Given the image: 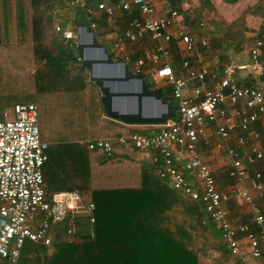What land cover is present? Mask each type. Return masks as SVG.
Returning a JSON list of instances; mask_svg holds the SVG:
<instances>
[{
	"label": "built area",
	"instance_id": "obj_1",
	"mask_svg": "<svg viewBox=\"0 0 264 264\" xmlns=\"http://www.w3.org/2000/svg\"><path fill=\"white\" fill-rule=\"evenodd\" d=\"M172 1L179 3L182 0ZM182 4L184 7V1ZM132 7L136 8L137 16L131 17L117 32L111 56L122 59L134 75L145 73L152 80L167 85L177 108L172 119L156 126L157 131L134 132L118 137L117 141L125 147L131 144L142 161L149 164L169 188L188 200L200 202L231 255H238L241 241L246 240L251 256L259 258L264 249V209L254 201L248 189L240 187L247 171L239 150L247 146L246 162L250 165L264 160L259 135L253 134L250 144L243 136L254 123L264 126V90L259 85H240L236 74L248 70L256 79L264 80L263 41L254 42L245 63L229 62L218 77L204 67L193 68L188 60L182 62L186 76L181 77L170 65L169 44L179 39L186 53L193 52L194 37L186 31V24L192 23L191 11L183 10L181 14L171 7L166 15L158 17L150 0H66L62 8L54 7V30L60 33L70 51L76 50L75 29L62 24L59 15L69 13L73 16L82 8L92 30L101 21L95 19L97 15H103L109 27L115 29L116 12L130 13ZM196 25L203 31L210 30L206 24ZM146 39L154 48L147 55L132 56L125 51L127 44ZM200 43L207 45L205 40ZM76 61L82 64L78 55ZM189 89L192 90L188 94ZM209 125L214 126V136L222 141L230 139L236 130L242 133L226 151L231 160L228 175L234 181L231 193L218 190L211 169L196 151L200 141H207ZM111 143L110 139H97L86 145L88 149L99 150L110 157ZM174 147L185 153L184 163L175 158L177 150ZM47 148L48 145L40 141L38 112L34 104L16 105L11 117L4 114V120L0 121V264H17L25 241L46 246L52 244L53 228L64 221L73 223L76 218L86 216L94 222V205L86 204L77 192H46L42 167L47 161ZM250 185L264 200L261 172L253 174ZM232 195L249 207L255 231L246 224L231 225L225 204ZM68 233H73V228Z\"/></svg>",
	"mask_w": 264,
	"mask_h": 264
},
{
	"label": "trees",
	"instance_id": "obj_2",
	"mask_svg": "<svg viewBox=\"0 0 264 264\" xmlns=\"http://www.w3.org/2000/svg\"><path fill=\"white\" fill-rule=\"evenodd\" d=\"M64 3L0 0V121L6 109L36 104L40 141L48 144L44 183L93 203L94 222L64 221L48 246L25 241L17 264H210L214 227L201 203L169 188L131 144L117 141L136 131L113 134L101 120L100 91L81 77L76 51L54 30L52 7ZM67 15L64 25L72 22ZM161 91L176 113L170 88ZM103 136L113 138L110 157L77 142ZM72 228L73 240L59 241Z\"/></svg>",
	"mask_w": 264,
	"mask_h": 264
},
{
	"label": "crops",
	"instance_id": "obj_3",
	"mask_svg": "<svg viewBox=\"0 0 264 264\" xmlns=\"http://www.w3.org/2000/svg\"><path fill=\"white\" fill-rule=\"evenodd\" d=\"M150 1L152 2L153 6L156 9V16H158V17L166 15L167 12L169 11V9L171 7L176 8L175 7L176 5H178L180 8L179 12L181 14H183L184 7H183L182 3L184 1V4H185V0L179 1V3L174 2L172 0H150ZM57 9H60V6L57 7ZM262 13L264 15V8H263ZM134 16H137V10L135 7L131 8L130 13L116 12L114 22L115 23L117 22L118 26L116 25L115 29H112L113 30L112 35H109V37L112 39L111 44H108V47L106 48L109 52H111L110 50L112 49V42H113L117 32L125 26L126 22L131 17H134ZM253 16H248L245 19V21H244V28L245 29H242L240 26H235V28L233 29L234 30L233 33L235 35L234 40L226 41V43H225L226 46L228 48H230L226 52V54L228 55V59H229V60H227V63L224 65H222V64L214 65L213 67L212 66L209 67V65H207V64H210V63L208 62L207 64H205L204 63L205 61L203 59L201 60V58H199V60H197V62H201V63H198L197 64L198 66L194 67L190 62L191 56H193V54L196 50L197 44H199L200 47L207 48L209 37L213 36L216 39L213 38L212 43L216 44V46L218 47L219 46L218 38H223V37L220 35H217V34L216 35L213 34L214 33L213 29H212V32H209V30L206 32V31L199 29L196 24H198V23L205 24L202 21H200V22L197 21L196 23H191V24H188V23L186 24V22H184V24H186V26H187L186 31L191 36H193L195 38V42H197V43L194 42V50L192 53H186L183 50L182 43L179 41V39H174V41L169 44L171 54H172V56H171L172 61L170 62V65L172 68L174 66L173 70L175 71V74L177 76H181V77L186 76L185 70L182 68V62L185 60H188L193 68L199 69L201 67H204L208 70V72L210 74H214L217 77L222 74V70L224 69V67L229 62L233 61V62H236L239 64L245 63L247 61L246 58H247L248 51L253 47L254 42L257 40V39H254L253 37H256L258 39L261 38V40L264 43V31L262 30V27H261L262 23L261 22L256 23L257 16H254V17ZM59 17H60V20H62V18L65 17V15H59ZM75 18H76V21H75ZM119 18H124V20L121 22L122 25H119V23L117 21ZM95 19H101V21H100L101 23L99 22L98 25H101L102 23H107L109 26V23L107 22V20L105 19V17L103 15L102 16L97 15L95 17ZM71 20L73 23L76 24L77 16L73 15ZM184 27H185V25H184ZM208 27L210 28V26H208ZM101 30L99 32H102ZM95 34L97 37L96 32H95ZM106 38L108 39V37H106ZM97 40H98V38H97ZM201 40H205L207 45L202 46L200 43ZM153 49H154L153 43L147 39L140 41L138 43L127 44L125 47V51L128 52L132 56H144V55H147L148 53L152 52ZM177 50L179 52H176ZM68 51H70V50H68ZM72 51H76V50H72ZM174 53H176V54H174ZM77 55L78 54L76 51L75 56H77ZM220 55L221 54L218 53L216 56H214V58L218 59ZM177 56H179V58ZM261 58L264 61V46L262 48ZM113 60L120 61L123 63V60L120 58H118V59L113 58ZM175 61H179V66H180L179 70H176V68H175V63H176ZM80 72H81V77H84L87 82L91 83L89 81V77L87 78L85 76L88 74V71L86 69L82 70L81 65H80ZM140 76H142L144 79L151 78V77H149V75H147L145 73L140 75ZM144 76H147V77H144ZM236 78H237L239 84L242 86L253 87V86L259 85L264 90V80L263 79H256L255 77L250 75L248 70L238 71L236 74ZM91 84H93V83H91ZM153 85H155V86L151 87L152 89H158L160 91H161V89L166 88V86H167L162 82H156L154 80H153ZM190 87L193 88V84H191ZM95 88L97 89L96 86H95ZM97 90H99V89H97ZM191 90L192 89H189L188 94L191 93ZM161 97H162V91H161ZM34 105L36 106V104H34ZM36 108H37V106H36ZM10 110L12 113L13 108L6 109L3 113V116H4V114L8 115V111H10ZM37 112H38V110H37ZM101 120L104 122L109 121L112 123V125L115 127V130L117 131V132L113 131V134L114 133H123V131H136V132L147 134V133L157 131V129L153 130V128H156L155 126H158V125H126V124L122 123L121 121L109 119L106 116L104 110H103L102 115H101ZM140 127H142V128L144 127L143 131H139V130H141V129H139ZM213 131H214L213 125L207 126L206 134H207L208 139H207V141H200L197 144V150L196 151H197L200 159L203 161V159L201 158V156L199 154L200 144L203 143L205 145H211L212 146V152L214 153L215 156H214V160L211 161L208 164V166L211 169L213 176H216V184H217L218 190L220 192H223V193H231V190H232L233 185H234V181L228 175V171H229L230 166H231V160L227 156L226 151H227L228 147L232 146L235 138L242 133L239 130H236L235 132H233L231 134L230 139H228L226 141H222V140H220L214 136ZM253 134L259 135V137H260L259 138V144H260V147L262 148V144H261L260 139L261 138L264 139V126L261 125L259 122L254 123L253 125L250 126L249 132L243 135L246 138L247 144H250ZM100 139L113 140V138L105 137V136L100 137ZM95 140H97V139H95ZM89 141H92V140L87 139V140L77 141V142H78V144H83V145L87 146L86 143ZM209 142H212V143L209 144ZM43 143H46V142H43ZM174 150L176 151L177 149L174 147ZM178 150L176 151L177 153H175V158L178 159L177 161L182 164L185 162V160H184L185 153L183 151H178ZM239 153H240L241 158L244 161V166H245L246 171H247L246 177L244 178L242 184H240V187H244V188L248 189L249 193H250L251 197L254 199V201L257 202L264 209V200H262L260 198V194L257 191H254L250 185L251 177L253 176V174L255 172H261L263 177H264V160L261 162H256V163L251 164V165L248 164L246 162V156L248 154L247 146L240 148ZM42 177H43V174H42ZM224 180L225 181L227 180V185H225V183L223 182ZM43 183H44V180H43ZM219 183L221 184V186H224V185L225 186L219 187ZM44 186H45L47 193L48 192L49 193H57V192H51L50 190H48L46 183H44ZM59 192H76V191H59ZM91 204H93V203H91ZM225 209L227 211V217H228L231 225L236 226V225H245L246 224L250 227L251 231L256 230V228L253 224V221H252V215L250 213V209L245 203L242 202L241 199H239L238 197L233 196V195L230 196L229 201L225 204ZM213 227H214V230L212 231V234L214 236V240L210 244L209 247H206L207 248V250H206L207 258H209L208 255L210 253V258L208 259L210 264H264V249H263L262 254L259 258H253L251 256L250 249H249V246H248L246 240H242L241 244H240V247H241L240 253L238 255H231L229 253V250L227 249L226 243L224 242V240L221 236L220 231L217 229V227L214 224H213ZM239 238H241V237L239 236Z\"/></svg>",
	"mask_w": 264,
	"mask_h": 264
},
{
	"label": "water",
	"instance_id": "obj_4",
	"mask_svg": "<svg viewBox=\"0 0 264 264\" xmlns=\"http://www.w3.org/2000/svg\"><path fill=\"white\" fill-rule=\"evenodd\" d=\"M75 15L81 69L88 71L89 81L99 89L106 116L126 125H161L172 119L175 113L161 91L151 88L153 80L134 75L124 63L113 60L97 40L84 10L79 8Z\"/></svg>",
	"mask_w": 264,
	"mask_h": 264
},
{
	"label": "rangeland",
	"instance_id": "obj_5",
	"mask_svg": "<svg viewBox=\"0 0 264 264\" xmlns=\"http://www.w3.org/2000/svg\"><path fill=\"white\" fill-rule=\"evenodd\" d=\"M234 1V2H232ZM185 0L184 4V11H191V17H192V23H196L197 21H202L204 22L207 26H210L209 32H212V29L214 31L213 34H217L222 36L223 38H218L219 40V46L217 47L216 44H213V38L216 39L215 37L211 36L209 37L208 40V46L207 48L200 47L199 44L196 45V50L191 56V64L194 67H197L198 63L197 60L201 58L207 64L208 62L210 64L209 67H213L214 65H224L227 63L226 56L223 55V52L225 53L228 49L226 46V41H232L234 40V33L233 29L235 26H240L242 29L244 28V21L248 16H257L256 18V23L261 22L262 23V30L264 31V15L262 13L263 8H264V0ZM66 2V0H65ZM55 6L52 7L54 9ZM261 9V10H260ZM56 13V9L53 10V14ZM262 13V14H261ZM253 16V17H254ZM259 16V17H258ZM69 17V15L66 16V18ZM260 18V19H259ZM68 19V18H67ZM124 18H119L117 21L119 25H122V21ZM60 22H63L62 20H59ZM53 23H55L53 21ZM101 23V22H100ZM117 25V22L116 24ZM69 29H76L75 28V23L69 22L66 25ZM118 26V25H117ZM102 29V30H101ZM102 32H99V31ZM94 31V30H93ZM97 33V38L105 48L108 47V44H111L112 39L109 37V35H112V28L108 26L107 23H102L101 25H98L96 30L94 31ZM200 35V34H199ZM108 37V39L106 38ZM112 37V36H111ZM254 39H257L256 37H253ZM261 39V38H259ZM102 41V42H101ZM195 41V38H194ZM197 43V42H195ZM237 45V44H236ZM238 49V48H237ZM176 52H179L178 50ZM218 53L221 55L219 56L218 59H215L214 56H216ZM176 54V53H174ZM179 58V56H177ZM172 59H170V62ZM217 61V62H216ZM175 68L176 70L180 69L179 66V61H176L175 63ZM87 78L89 77V74L85 75ZM155 85H152V87ZM12 113L11 110L8 111V117H11ZM156 127V126H155ZM144 128V127H143ZM143 128L140 127L139 131H143ZM156 128H153L155 130ZM208 139V138H207ZM262 148L264 150V139H260ZM212 142H209V144ZM199 154L203 161L208 165L211 161L214 160V153L212 152V146L211 145H205V144H200L199 146ZM215 175V174H214ZM216 180V176H214ZM225 185H227V180L223 181ZM224 185V186H225ZM221 186L219 183V187H224ZM220 189V188H219ZM72 234H68V237L62 238L61 236L60 240H73L71 238ZM201 240V239H200ZM210 245L206 246L209 247ZM192 247H195V244H192ZM217 248V247H216ZM206 253V251H205ZM207 255V254H206ZM210 258V253L208 255ZM208 258V259H209ZM212 260V259H211Z\"/></svg>",
	"mask_w": 264,
	"mask_h": 264
}]
</instances>
